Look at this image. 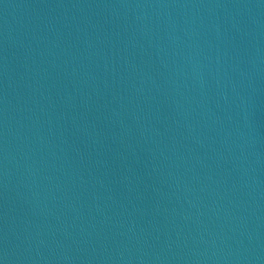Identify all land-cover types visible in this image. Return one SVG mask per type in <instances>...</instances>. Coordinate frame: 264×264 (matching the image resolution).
Wrapping results in <instances>:
<instances>
[{"label":"water","instance_id":"1","mask_svg":"<svg viewBox=\"0 0 264 264\" xmlns=\"http://www.w3.org/2000/svg\"><path fill=\"white\" fill-rule=\"evenodd\" d=\"M2 264H264V0H0Z\"/></svg>","mask_w":264,"mask_h":264},{"label":"snow or ice","instance_id":"2","mask_svg":"<svg viewBox=\"0 0 264 264\" xmlns=\"http://www.w3.org/2000/svg\"><path fill=\"white\" fill-rule=\"evenodd\" d=\"M0 264H2V262H0Z\"/></svg>","mask_w":264,"mask_h":264}]
</instances>
